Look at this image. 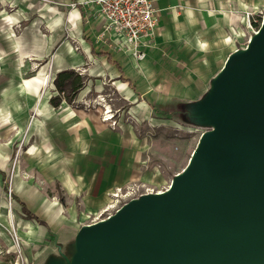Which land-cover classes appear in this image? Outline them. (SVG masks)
<instances>
[{"label":"crops","instance_id":"0c3cea01","mask_svg":"<svg viewBox=\"0 0 264 264\" xmlns=\"http://www.w3.org/2000/svg\"><path fill=\"white\" fill-rule=\"evenodd\" d=\"M4 2L7 0H1L2 6ZM262 2L154 0L159 22L154 35L144 39L141 51L146 56L142 60L119 51L110 45L111 41L102 40L104 18L95 8L78 6L74 10L78 12L74 14L78 19L76 23L71 21V13L69 18L73 25L82 18H87L90 24L88 35L91 37L87 36L82 44L84 56L80 54L69 63L56 53L52 69L57 76L69 69L80 73L76 69L83 67L80 74L85 79L84 85L72 102L60 96L62 101L58 106L51 102L53 97L60 95L56 85L57 95L45 86L39 85L38 90L36 86L26 88L24 79L38 76L40 72L45 75V68H37V75L29 78L18 77L21 72L32 71V65L27 62L26 67L22 66L18 56L30 54L35 56L33 60H40L42 53L32 47V42L22 43L5 31L9 35L2 34L0 46L8 49L16 59L13 58L11 66L0 62L1 71H13L0 85V118L23 119L32 115V170L42 166L36 160L43 157L46 186L55 192L59 185L62 192L60 202L52 201L51 198H58L52 192V197L47 193L42 195V200L36 199L32 204V211L16 195L15 200L24 203L46 224L35 219L40 225L49 227L63 223L68 229H75L74 220L102 211L110 203V193L115 188L148 182L157 171L149 167L146 140L116 117L118 127L112 128L102 117L107 104L84 106L92 99L88 93L98 96L104 85L102 78L106 77L117 91L121 89L126 94L127 100L149 105L154 110L165 102L194 98L208 72L216 69L229 52L231 41L235 43L236 38L244 36L246 13L254 11ZM3 11L0 21L6 30L9 24L3 19ZM11 16L15 24L16 17ZM86 57L94 62L89 68L84 64ZM89 76L99 78L93 83L86 81ZM0 174L5 178L6 173L1 168Z\"/></svg>","mask_w":264,"mask_h":264},{"label":"water","instance_id":"95a60500","mask_svg":"<svg viewBox=\"0 0 264 264\" xmlns=\"http://www.w3.org/2000/svg\"><path fill=\"white\" fill-rule=\"evenodd\" d=\"M164 105L207 128L187 165L165 190L83 224L71 254L45 264H264V14L198 99Z\"/></svg>","mask_w":264,"mask_h":264},{"label":"rangeland","instance_id":"374dc122","mask_svg":"<svg viewBox=\"0 0 264 264\" xmlns=\"http://www.w3.org/2000/svg\"><path fill=\"white\" fill-rule=\"evenodd\" d=\"M78 2L79 0H7L4 2L5 6H2L0 0V12L4 10L3 14L10 13L16 17L14 27L7 25L9 28L6 30V26L0 21V38L3 33L9 35L6 33L9 31L22 43L32 42V47L43 55L40 60H33L35 56L30 54L19 55L22 66L26 67L29 62L32 65V71L21 72L18 77L22 79L35 76L37 68H45V75L40 72L35 77L48 79L47 85L41 86L49 88L53 95H57L53 83L56 76L52 69L54 55L60 53L71 63L78 55L84 56L82 54L83 40L91 37L88 35L90 24L86 22L87 18L80 19L77 25L70 22V13L74 24L78 20L74 18V14L78 13L74 11L78 7L75 6ZM251 12H254V20H245L244 36L236 38L235 43L231 41L228 47L229 52L223 56L222 62L216 69L208 72L195 97L184 101L198 99L208 89L210 79L220 70L224 59L237 48L246 46L251 33L258 29L255 23L259 25L262 23L264 0ZM4 49L0 46V62H7L8 66H11L13 58H16L9 53L8 49ZM85 63L87 68L94 64L93 59L88 57ZM82 69L83 67H77L76 70L81 73ZM12 73V69L0 70V85L11 77ZM86 78V81L96 83L95 80L99 77ZM102 83L104 85L101 93L93 96L89 92V97L92 99L86 101L84 106L92 108L96 106V103L107 104V108H104L102 113L103 119L104 116L112 113L121 124L131 126L137 135L146 140L149 145L148 164L150 169L153 168L157 173L148 182L132 184L143 186L141 193L146 192L147 189H150L149 191L165 190L169 187L173 176L187 165L200 136L207 128L186 125L176 118L166 116L161 109L168 107L164 105L167 102L154 110L149 105L142 106L138 102L127 100L126 94L121 89L117 91L109 78L103 77ZM172 107L175 106L172 105ZM108 111L111 112L107 114ZM36 161L42 166L32 170V115L23 119L0 118V168L6 173L5 178L0 174V264H45L48 263L46 260L49 255L59 258L56 256L60 251L70 255L72 239L79 227L108 217L128 201V198L116 200L113 197L115 188L110 193V203L102 211L74 220L72 225L76 227L75 229H68L63 223H58L57 226L51 224L49 227L40 225L23 212L21 204L14 198V195L18 196L31 211L36 199L42 200V195L46 193L50 197L52 193L57 194L58 198L51 199L60 202L62 192L59 185L55 192L51 191V187L46 186L44 158L38 157Z\"/></svg>","mask_w":264,"mask_h":264},{"label":"built area","instance_id":"2783aa9c","mask_svg":"<svg viewBox=\"0 0 264 264\" xmlns=\"http://www.w3.org/2000/svg\"><path fill=\"white\" fill-rule=\"evenodd\" d=\"M95 8L106 24L101 39L119 51L132 54L136 59L142 60L146 54L141 51L144 39L154 35L159 18L154 0H81L75 6ZM254 12L248 11L245 20H254ZM114 37V38H113ZM109 112H107L108 114ZM115 115L104 116L112 128H117ZM140 185L130 184L116 188L113 197L116 200L131 199L141 194ZM146 192H153V190Z\"/></svg>","mask_w":264,"mask_h":264},{"label":"trees","instance_id":"16d2710c","mask_svg":"<svg viewBox=\"0 0 264 264\" xmlns=\"http://www.w3.org/2000/svg\"><path fill=\"white\" fill-rule=\"evenodd\" d=\"M255 25L257 28L260 26L259 23H255ZM84 80V77L73 69L60 72L55 79V85L60 95L51 99L52 104L54 106L60 105L62 101L60 96L65 98L67 102H72L80 89L83 87ZM21 204L24 213H26L28 217L36 219L39 223L46 225L44 221L37 218L36 215L32 213L24 203Z\"/></svg>","mask_w":264,"mask_h":264},{"label":"bare ground","instance_id":"6f19581e","mask_svg":"<svg viewBox=\"0 0 264 264\" xmlns=\"http://www.w3.org/2000/svg\"><path fill=\"white\" fill-rule=\"evenodd\" d=\"M9 25H11L12 27H14L13 25V22H14V19L13 17L11 16V14H8V13H5L4 14V18ZM10 34V32H9ZM25 81V85H26V88L30 89L32 88V86H36L37 90L39 89V85H47V82H48V79L46 78H39V77H34L32 79H24ZM98 105H101V103H98Z\"/></svg>","mask_w":264,"mask_h":264}]
</instances>
